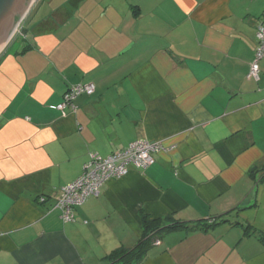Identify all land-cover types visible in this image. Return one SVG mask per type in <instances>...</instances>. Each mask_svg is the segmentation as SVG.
Instances as JSON below:
<instances>
[{
    "label": "crops",
    "instance_id": "0c3cea01",
    "mask_svg": "<svg viewBox=\"0 0 264 264\" xmlns=\"http://www.w3.org/2000/svg\"><path fill=\"white\" fill-rule=\"evenodd\" d=\"M260 22L264 0H38L0 55V264L121 263L143 215L227 221L168 231L137 264H264ZM138 139L162 142L156 161L65 221L55 198L91 153Z\"/></svg>",
    "mask_w": 264,
    "mask_h": 264
},
{
    "label": "built area",
    "instance_id": "2783aa9c",
    "mask_svg": "<svg viewBox=\"0 0 264 264\" xmlns=\"http://www.w3.org/2000/svg\"><path fill=\"white\" fill-rule=\"evenodd\" d=\"M255 58L248 73L249 78L260 79V60L264 58V23L257 25ZM94 82L77 83L64 93L63 101L55 106L65 112L67 107L77 109L74 98L82 93L92 94L95 91ZM164 148L160 140L138 139L127 147L118 149L107 156L91 153L90 159L84 164L82 173L72 182L65 185L55 198L54 208L61 212L65 221L75 220V208L83 204L90 196L99 193L104 182L111 178L126 175L131 166L146 168L156 161L155 155ZM41 201L46 197L41 196Z\"/></svg>",
    "mask_w": 264,
    "mask_h": 264
},
{
    "label": "trees",
    "instance_id": "16d2710c",
    "mask_svg": "<svg viewBox=\"0 0 264 264\" xmlns=\"http://www.w3.org/2000/svg\"><path fill=\"white\" fill-rule=\"evenodd\" d=\"M222 221H227V219L222 218L214 220L211 223L206 220L182 221L175 218L173 215H168L158 220H150L147 215H143L144 238L140 240L136 247L125 250L124 252H119L116 257L119 258V262L121 263L113 261L112 264H137V262L144 257L150 245L160 239V236L168 231L179 228L208 229Z\"/></svg>",
    "mask_w": 264,
    "mask_h": 264
},
{
    "label": "water",
    "instance_id": "95a60500",
    "mask_svg": "<svg viewBox=\"0 0 264 264\" xmlns=\"http://www.w3.org/2000/svg\"><path fill=\"white\" fill-rule=\"evenodd\" d=\"M29 2L30 0H0V40L8 31L13 22L19 17L18 14L22 10L23 6H27ZM30 8L28 9V12ZM23 19H20L19 22L21 23Z\"/></svg>",
    "mask_w": 264,
    "mask_h": 264
},
{
    "label": "bare ground",
    "instance_id": "6f19581e",
    "mask_svg": "<svg viewBox=\"0 0 264 264\" xmlns=\"http://www.w3.org/2000/svg\"><path fill=\"white\" fill-rule=\"evenodd\" d=\"M34 0H30L29 4L27 6H23L22 10L20 11V13L18 14V18L13 22V24L10 26V28L8 29V31L5 33V35L2 37V39L0 40V50L2 48V46H4L5 42L11 38V36L15 33L18 24L20 23V19H22L25 15V13L28 11V9L30 8L31 3Z\"/></svg>",
    "mask_w": 264,
    "mask_h": 264
},
{
    "label": "rangeland",
    "instance_id": "374dc122",
    "mask_svg": "<svg viewBox=\"0 0 264 264\" xmlns=\"http://www.w3.org/2000/svg\"><path fill=\"white\" fill-rule=\"evenodd\" d=\"M37 2H38V0H34V1L32 2L33 4L31 3L32 6L30 5L31 8H30L29 12L27 11L28 13H27V12L25 13L26 16L24 15L25 17H23L24 19L22 18L23 20L21 21L20 25L18 24V27H17L15 33L11 36L10 40L8 39L9 41L7 40V41L5 42V44H6V43H7V44H6V45L4 44V46H2V48H1V50H0V55L5 51V49L9 46V44H11V43H12L13 41H15L17 38H19V36H20L21 33L23 32V26H24V23H25L27 17L29 16V14L31 13V10L33 9V7L35 6V4H36ZM35 10H36V9H35Z\"/></svg>",
    "mask_w": 264,
    "mask_h": 264
}]
</instances>
